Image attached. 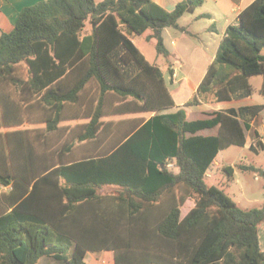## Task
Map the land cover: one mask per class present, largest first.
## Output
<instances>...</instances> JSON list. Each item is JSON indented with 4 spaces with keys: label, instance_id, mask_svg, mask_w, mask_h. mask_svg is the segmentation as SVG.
Masks as SVG:
<instances>
[{
    "label": "trees",
    "instance_id": "trees-1",
    "mask_svg": "<svg viewBox=\"0 0 264 264\" xmlns=\"http://www.w3.org/2000/svg\"><path fill=\"white\" fill-rule=\"evenodd\" d=\"M203 4L45 0L0 34V264H89V253L103 252L114 264H264V206L243 209L207 182L224 150L246 146L264 105L194 121L186 110L253 96L250 79L264 78V0L227 28L176 112H166L176 104L162 69L123 31L152 30L169 57L164 29L187 32L179 19ZM253 131L249 149L259 154ZM241 169L264 178L263 168ZM223 172L234 179L233 167ZM188 200L195 205L181 217Z\"/></svg>",
    "mask_w": 264,
    "mask_h": 264
},
{
    "label": "crops",
    "instance_id": "crops-1",
    "mask_svg": "<svg viewBox=\"0 0 264 264\" xmlns=\"http://www.w3.org/2000/svg\"><path fill=\"white\" fill-rule=\"evenodd\" d=\"M42 1H45V0H0V34L8 33L13 30L15 23L19 17V14L21 13L23 9L34 6L37 3L42 2ZM154 1L160 6H162L164 9H166L167 11H173L175 7L177 6V4L185 0H154ZM254 1L255 0H204V4L198 7L194 13H186L179 19L180 26L186 28L187 32H181L173 28L164 29V32H163L164 42H165V46L167 50L170 53V56L169 57L163 56V57L167 60L166 64L170 66L169 68L170 80L173 85L178 83L177 82L178 72L176 71L175 67L177 65L185 66L188 58L189 59L190 58L192 59L201 58L204 61V65H206L207 67L204 72V77H205L209 66L215 61L221 41L226 35L227 28L230 25H237L239 22L240 12L244 10L247 6L252 4ZM200 20H206L207 26H205L201 30H198L196 28ZM217 25H220L222 28L219 29ZM123 31L126 33V27H123ZM204 32H206L207 34L209 33V38L206 41L201 38V35ZM126 34L137 47H138L139 42L135 40V37L139 38L138 41H140L141 38L147 41L153 40L155 41V45H156V40L151 38L153 34L152 30L146 31L143 35H136L135 33H132L130 31H128ZM213 34L221 35L220 40H218ZM209 45H212V46L214 45V50L211 51L210 53L208 52ZM159 56H162V55H159ZM197 62L198 61H195V63ZM161 69L165 77L166 71L163 69V67ZM200 83L196 86L195 89L192 90L194 94L197 92V89ZM170 93L175 101L176 106L174 108L167 110L166 112H176L179 108L183 107L187 102L185 103L184 100H182L181 103L177 102L175 95H173L171 91ZM251 98H247V99L240 100V101L214 103L217 105V107H219V109H216V111L214 112H218V111H222V110H226L230 108H239L241 106L260 105L257 102H253ZM237 103L239 105H235ZM204 105L205 103L199 106H192V107L186 108L187 113H188V119L190 121L198 120V118L193 119L191 117L192 113L189 110V108L200 107ZM263 114H264V110L260 114V116L252 123L253 130H257L259 132L258 129H254L255 123L257 122L259 118L263 117ZM135 116H145L147 118L150 117L149 115H144V114L135 115ZM109 119L111 118H108L106 120H109ZM199 119H203V118H199ZM206 131H212V130H204L200 132V135H204L203 133ZM217 131L216 133L209 134V135H215L217 134ZM259 134L261 135L260 132ZM246 137H247V144L245 147L250 148L254 140L251 143H249L247 132H246ZM260 141L264 143V139L262 137ZM217 162L218 161H216L215 164H217ZM214 174L208 175L207 178L211 176L213 177ZM235 177H236V171L234 172V178ZM220 183L221 184H214V185L220 187L226 192L228 188L230 187V184L232 183V181H229L227 178L225 179L224 182L221 181ZM190 201L192 200H188L186 204L189 203ZM236 203L240 206L239 202H236ZM193 207L189 208L184 213V217ZM259 237H260L261 248L264 250V224L260 227ZM104 253H112V252H103V254ZM89 254H99V253H89Z\"/></svg>",
    "mask_w": 264,
    "mask_h": 264
},
{
    "label": "rangeland",
    "instance_id": "rangeland-1",
    "mask_svg": "<svg viewBox=\"0 0 264 264\" xmlns=\"http://www.w3.org/2000/svg\"><path fill=\"white\" fill-rule=\"evenodd\" d=\"M206 20H200L197 24L198 30L203 29L206 24ZM219 29L222 27L217 25ZM90 29V28H88ZM129 31L126 28V33ZM133 33V32H132ZM221 34V33H220ZM137 35V34H136ZM218 40L220 36L218 34H213ZM203 40L209 38V33L204 32L201 35ZM135 40L138 43L139 49L142 51L146 60L152 64L159 67H163L165 72L166 85L169 88V91L175 95L177 102L181 103L182 100L189 101L194 92L193 89L202 81L204 77V72L206 70V65L201 58L192 59L188 58L185 66L177 65L176 71L178 72L177 84L173 85L170 80L169 68L170 66L166 64V59L163 56H159L156 51L155 41H147L143 38L139 40L138 37H135ZM199 43V42H197ZM214 50V45H209L208 52ZM264 55V50L262 51ZM195 61H198L195 63ZM174 62V61H173ZM264 78L263 76H255L250 79V83L253 87V102L259 104H264V96L260 93V89L263 85ZM180 93V94H179ZM235 105H239L238 103ZM216 109H219L216 104H205L204 106L189 108L191 111V117L193 119L199 118H209ZM258 129L261 133V137L264 139V114L263 117L259 118L255 123V128ZM217 129L212 131H206L203 134L209 135L216 133ZM247 136L249 138V143L253 140H256L254 131H247ZM260 151V148H259ZM221 161V162H220ZM220 161L213 166L215 169V174L213 177H208L207 182L209 185L221 184V181L227 179L226 174L223 172L225 167H233L236 171V177L232 180L230 187L226 191L227 194L235 201L240 203V207L243 209H253L260 208L264 206V178H262L258 173L247 170L244 171L241 169L242 166H256L264 169V150H261L259 154L252 152L249 147H238L232 146L222 152V157ZM115 192L113 188L103 189L102 193H112ZM194 202L190 201L185 204L181 210V217H184V213L191 207H193ZM86 261L89 264H114V256L112 253H99V254H88ZM38 264H64L62 262L53 260L52 258H43Z\"/></svg>",
    "mask_w": 264,
    "mask_h": 264
},
{
    "label": "built area",
    "instance_id": "built-area-1",
    "mask_svg": "<svg viewBox=\"0 0 264 264\" xmlns=\"http://www.w3.org/2000/svg\"><path fill=\"white\" fill-rule=\"evenodd\" d=\"M173 167H174V166H173V164H170V165H169V168H171V169H172Z\"/></svg>",
    "mask_w": 264,
    "mask_h": 264
}]
</instances>
